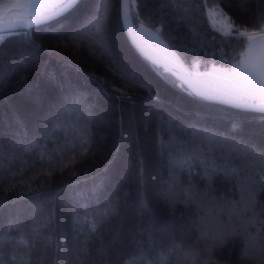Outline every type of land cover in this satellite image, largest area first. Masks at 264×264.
<instances>
[{"label": "trees", "instance_id": "trees-1", "mask_svg": "<svg viewBox=\"0 0 264 264\" xmlns=\"http://www.w3.org/2000/svg\"><path fill=\"white\" fill-rule=\"evenodd\" d=\"M131 5L135 27L138 17L160 29L188 67L195 59L201 67L225 59L235 43L213 30L210 9L219 5L241 29L255 24L264 10L261 0H136ZM97 6V0H83L61 18L32 29L30 38L6 32L0 41V201L6 202L0 233L7 234L10 225L42 230L28 236L30 264H264V257L241 259L248 235L264 240V190L257 182L264 166L251 156L234 162L251 178L246 189L237 176L206 171L205 162L226 153L231 137L264 150L260 113L203 100L170 72L154 69L128 38L121 0H109L107 38L82 33L70 40ZM60 23L65 25L60 31L46 30ZM117 65L148 87H130ZM77 93L83 101L79 118L72 114ZM234 118L243 122L237 132L231 131ZM68 124H87L91 135L82 142ZM109 160L100 209L110 198L118 199L119 210L92 232L91 220L83 218L96 204L80 208L77 193H87L94 183L90 177ZM193 192L197 203H188ZM233 205L252 209L247 219L253 222L244 235ZM217 229L223 239L207 251L213 242L202 239V232ZM174 241L199 256L185 259ZM3 253L4 264H28L29 248L23 245H5ZM12 253L15 261L8 258Z\"/></svg>", "mask_w": 264, "mask_h": 264}, {"label": "snow or ice", "instance_id": "snow-or-ice-1", "mask_svg": "<svg viewBox=\"0 0 264 264\" xmlns=\"http://www.w3.org/2000/svg\"><path fill=\"white\" fill-rule=\"evenodd\" d=\"M82 2L83 0H17V2L8 3L3 5V7L8 13H14L15 19L9 20L7 16H4L2 21H0V32L24 35L30 38L32 29L41 25H47L49 22L61 18L78 7ZM141 2H146V0H141ZM170 2H172V0H166V3ZM261 3H264V0H261ZM135 4L136 0H132L131 6L134 7ZM97 5L95 11L87 18L86 22L78 29L77 33L68 37L70 40H75L76 36L82 33L85 34V38H87L88 35L93 37H108L107 20L109 13V0H97ZM124 8H129L127 0H125ZM218 8L219 5H216V7L210 11L209 15L211 18H214L212 13L216 12ZM183 10L187 11L188 9L184 8ZM219 14L226 16V14L223 13V10H220ZM128 18V12L125 11L122 15V20L126 21ZM137 22L140 23V28L137 30L127 29L128 38L141 55L151 62L154 69L162 67L165 73L173 72V68L168 66L169 61H171L174 66L181 68L183 75H180V79L185 83L190 82L187 77H191L192 80H211L217 85L214 89L215 94L209 95L205 91L195 89H193L191 94L203 100H219L221 103L241 111H254L260 113L258 121L264 123V10L257 13L256 23L251 25L250 28L245 27L241 29L238 26H234V23L230 18H228L226 29L216 27L215 24H213V30L215 32L227 39L235 41V43L231 51L226 54L225 59L216 60L213 58L211 65L205 72H200L196 66H193L191 71L183 68L180 64V55L169 48L168 44L165 43L164 39L159 35L160 29H157L156 32H150L144 28L143 23L139 21L138 17ZM64 27L65 25L60 23L57 24L54 29L46 30L58 32ZM20 29H23L24 31L21 32L19 31ZM213 39H215V37ZM0 41H2V37H0ZM148 41H150V43ZM30 42L32 41L30 40ZM34 46L39 48L38 45ZM40 50L47 51V49ZM108 55L111 56L110 50ZM113 63H115L114 58ZM117 69L122 79L129 80L130 87H148L143 81H138L135 74L129 73L122 66L117 65ZM174 74L179 75V73ZM101 88L106 92V89L103 88L102 82ZM121 98L131 99V97L123 96ZM67 99V97H62V100L65 101V103L67 102ZM152 99L159 102L158 97L153 96ZM82 102L80 94L77 93L72 97V114L77 118H79L80 115V106ZM88 107L90 109L92 106ZM61 111L67 112V108H63ZM90 122L91 113H89V123ZM242 123L243 122L239 119H232L231 131L237 132L241 130ZM68 126L73 128V131L81 138L82 142L87 140L86 133L89 136L91 135L88 132L87 124H68ZM181 143L185 142L181 141ZM228 144L229 147L226 153L220 157L205 161L208 165L206 171H211L214 175L223 174L225 176H237L241 179V183L247 189L251 187L248 183L251 178L243 176V170L235 168L234 162L245 160L251 156L257 163L264 166V150H257L254 146H250L242 139L236 137L229 138ZM111 162V160L107 161L104 168H102L96 176L90 177L94 183L91 188L87 190V193H77L80 200V208L89 209L91 203L96 204V210L88 213V215L83 218L86 223L91 220L90 230L92 232H95L102 227L104 221L109 217L116 215L119 210L118 199L114 203L110 198L105 201L106 207L102 210L100 209V197L105 191L106 182L108 180V177L104 175V173L108 172ZM139 175L142 178V167L139 170ZM257 178V182L262 190H264V167H261L257 172ZM75 183H80V181H75L74 184ZM30 191L31 190H29V192ZM21 195L29 199L34 198L27 193H22ZM89 195L92 197L91 201L88 199ZM125 195L127 194L125 193ZM197 200L198 193L193 192L188 197V203H197ZM5 203V201H0V209L5 206ZM251 211L252 209L248 207L240 208L233 205L232 215L240 221L237 227L241 235L248 233L249 225L253 222L252 220L247 219ZM80 220L81 217H74V222L78 223ZM13 232L16 233L15 236L11 235ZM41 232L42 230L36 227V225L28 226L24 229L10 225L7 234L0 233V264H4L5 262L3 248L5 245L10 244L23 245L24 247L29 248L28 264H30L31 249L28 245V236L34 233L41 234ZM223 236L224 233L221 229H217L215 233H209L205 230L202 232L201 238L213 242L207 249V251H211V249L216 246L215 242L221 241ZM246 239L248 245L242 252V261H252L264 257V240H259L251 235H248ZM173 247L176 251L184 252L185 259L199 256V253H193L191 249H185L182 242L174 241ZM8 258L13 261L16 260L14 253L9 254Z\"/></svg>", "mask_w": 264, "mask_h": 264}, {"label": "rangeland", "instance_id": "rangeland-1", "mask_svg": "<svg viewBox=\"0 0 264 264\" xmlns=\"http://www.w3.org/2000/svg\"><path fill=\"white\" fill-rule=\"evenodd\" d=\"M13 2H17V0H0V21H2V18H3L4 16H7V18H8L9 20H11V19H15V15H14V13H8L7 10L3 7V5H6V4H8V3H13ZM214 8H215V7H214ZM214 8H212V9H214ZM212 9H210V10L208 11V15H209V13H210V11H211ZM220 10H222V9H221V8H218V9L216 10V12L212 13V16H213L214 18H211L210 15H209V18H210L211 23H212V24H215L216 27H220V28H224V29H226V28H227V25H228V18H229V16H228V14H227L226 12H224V11H223V13H225L226 16L223 15V14H219V13H220ZM142 23H143L144 28L147 29L148 31H150V32H156V31H157V29L151 28L150 26H148V25L145 24L144 22H142ZM135 28H136V30L139 29V28H140V23L137 24ZM5 34H6V32H0V37L3 38V37L5 36ZM159 35L161 36L160 33H159ZM161 37H162V36H161ZM162 38H163V37H162ZM164 41H165V40H164ZM148 42L150 43V41H148ZM165 43L168 44L169 48H171L173 51H175V49H174L169 43H167L166 41H165ZM177 54H178V53H177ZM180 64H181L182 67H184L185 69H188V71H191V70H192V67H193V66H196V67L199 69L200 72H205V71H207V70H208V67L211 65V64H209L207 67H201V66H200V60H199V59H195V60L193 61V63H192V66H190V67L186 66V65L184 64V62H183L182 59H180ZM218 66H219V65H218ZM198 81H200L201 83H203V84H205V85H208V86H210V87H213V88H216V87H217V85H216L213 81L208 80V79H201V80H198ZM179 85H181V84L179 83Z\"/></svg>", "mask_w": 264, "mask_h": 264}, {"label": "water", "instance_id": "water-1", "mask_svg": "<svg viewBox=\"0 0 264 264\" xmlns=\"http://www.w3.org/2000/svg\"><path fill=\"white\" fill-rule=\"evenodd\" d=\"M124 3H125V0H121V14L123 15V13L125 11L128 12V16L129 18L126 20V21H123V24H124V27H125V30H126V33H127V29H132V30H136L135 28V25L132 21V17H131V11H130V5H131V0H127V3L129 5V8L128 9H125L124 8ZM20 30H23V29H20ZM128 35V34H127ZM135 47V46H134ZM169 67H172L173 68V72H170L173 76H175L176 78H178L179 80L180 79V75H183L182 71H181V68L180 67H176L174 66L171 61H169V64H168ZM184 68V67H183ZM174 73H179V75L177 74H174ZM187 79L190 81L189 83H185L183 80H181L183 83H185L189 89H191V91H193V89L195 90H199V91H205L207 92L209 95H213L215 94L214 93V89L213 87H210L208 85H205L203 83H201L200 81L198 80H192L191 77H187ZM209 101H213V102H216V103H220V104H223L221 103L219 100H209ZM225 105V104H223ZM228 106V105H227Z\"/></svg>", "mask_w": 264, "mask_h": 264}]
</instances>
